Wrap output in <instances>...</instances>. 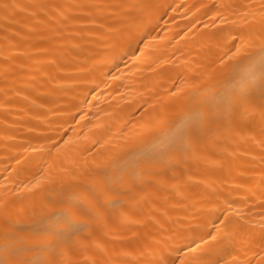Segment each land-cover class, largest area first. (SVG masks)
Wrapping results in <instances>:
<instances>
[{
  "label": "bare ground",
  "instance_id": "1",
  "mask_svg": "<svg viewBox=\"0 0 264 264\" xmlns=\"http://www.w3.org/2000/svg\"><path fill=\"white\" fill-rule=\"evenodd\" d=\"M259 3L0 0V200L9 217H0V258L42 259L21 241L62 229L63 209L91 203L78 217L87 227L69 254L76 264H135L189 244H199L196 255L209 264H257L264 234L258 78L250 81L251 111L222 115L190 146L179 133L218 92L249 73L258 77L259 57L191 99L174 94L182 85L203 87L248 34L244 14L258 9L247 6ZM226 210L229 236L212 241Z\"/></svg>",
  "mask_w": 264,
  "mask_h": 264
},
{
  "label": "snow or ice",
  "instance_id": "2",
  "mask_svg": "<svg viewBox=\"0 0 264 264\" xmlns=\"http://www.w3.org/2000/svg\"><path fill=\"white\" fill-rule=\"evenodd\" d=\"M4 7L7 8L8 5H4ZM247 7L250 9H258V12L249 11L244 14L245 24L250 25L248 34H241L238 37V43H234L228 53L219 60L218 66L214 67L208 74L207 82L203 84V87L198 88L194 84L182 85L176 89L174 95L179 99L180 94L183 93L184 98L191 99L199 92L213 89L217 86L219 75L230 71L234 65L239 64L242 60L251 59L257 55L259 57L258 77L256 72L243 76L226 93L220 94L218 92L216 94L217 98L214 99L213 104L207 110L199 107L192 113L188 124L179 133L182 144L185 146H190L194 138L201 135L209 125L215 123L222 115L231 116L237 111L244 113L251 111L253 108V99L250 81H255L257 78L259 80L261 107L264 108V0H260L259 5H248ZM253 22H255L256 26H252ZM253 49L257 51L254 52ZM185 87L192 90L185 92ZM262 131H264V128H262ZM167 147L175 148L177 145L173 143ZM262 160H264V157H262ZM102 168V165L97 166L92 172V175L99 174ZM93 208L94 205L91 203L87 205L83 203L71 204L62 210L64 218V227L62 229L49 231L34 238H25V240L21 241L22 245L28 243L43 251L45 255L42 259L27 260L14 252L10 256L0 258V264H76V262L69 258V254L74 245H81V241L76 239V237L79 235L81 227H87L86 222L78 219V217L88 214ZM5 209V202L0 200V217L6 221L9 217ZM229 215L226 210L224 218L220 221V224L224 225V228L214 225V232L208 234L210 240L217 241L218 238H228ZM261 230L264 233V224H261ZM204 243H207V241H204ZM198 249H200L199 244L195 246L189 244L185 245L184 248L177 247L171 252L161 250L157 253L154 250L152 255L158 256L157 259L137 261L135 264H209L208 261L196 255ZM260 249L261 258L257 261V264H264V234L261 237Z\"/></svg>",
  "mask_w": 264,
  "mask_h": 264
}]
</instances>
